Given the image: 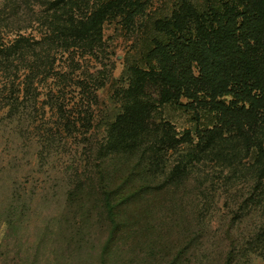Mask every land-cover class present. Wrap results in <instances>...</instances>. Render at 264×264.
<instances>
[{"label": "rangeland", "instance_id": "obj_1", "mask_svg": "<svg viewBox=\"0 0 264 264\" xmlns=\"http://www.w3.org/2000/svg\"><path fill=\"white\" fill-rule=\"evenodd\" d=\"M44 1L0 0V47L19 35L42 37L46 32ZM178 1L152 0L149 16L168 14ZM193 1L201 8L211 2ZM142 32L140 28L130 34L108 24L109 57L103 60L58 55L56 70L72 73L74 69V85H65L55 76H39L38 106L29 105L15 117L7 104V90L14 77L18 81L19 72L25 75L26 64L18 60L13 70L0 64V264H62L56 259L55 246L59 244L49 240V234L44 236L45 222L73 212L75 206H70L68 197L76 176L94 179L100 158L107 154L102 162V172L109 176L106 183L110 190L117 187L124 195L120 204L124 212L119 218L124 223L112 242L108 264H224L232 243L238 249L233 264H264V185L250 169L254 158L252 128L243 135V130L231 129L237 121L221 127V121L214 122L207 115L199 124L214 122L221 135L213 151L208 152L202 140L204 145L191 152L187 146L190 138H184L151 165L144 162L140 151L124 155L99 150L107 124L119 110L114 98L119 84L115 80L123 83L127 65L143 58L147 36ZM88 71L93 74L91 79L102 85V74L110 78L98 88L97 103L88 108L95 110L93 126L88 129L75 120V126L64 127L58 123L49 96L60 94L68 112L72 110L77 116L80 101L86 100L78 95L76 79ZM86 107L81 106L83 110ZM167 114L180 132L198 126L192 115L182 111L168 109ZM199 137L192 139L196 143ZM91 191L84 188L80 197L88 206L96 199ZM15 203L18 216L10 212ZM22 204H29L27 213H21ZM21 216L22 225L14 223L7 228V221ZM86 229L94 233L95 256L70 264H103L108 228L94 227L90 222ZM48 231H52L51 225Z\"/></svg>", "mask_w": 264, "mask_h": 264}, {"label": "trees", "instance_id": "obj_2", "mask_svg": "<svg viewBox=\"0 0 264 264\" xmlns=\"http://www.w3.org/2000/svg\"><path fill=\"white\" fill-rule=\"evenodd\" d=\"M151 2L44 1L46 32L42 37L19 35L0 47V64L4 68L11 66L13 70L18 60L26 64L25 75L20 74L19 69L18 81L14 77L8 86L7 104L11 116L21 114L29 105L38 106L40 93L36 79L39 76H55L65 85H74L71 83L77 73L74 69L72 73L56 70L58 55L66 59L103 60L109 57L105 37L108 24H115L130 34L142 28L147 36L143 58L127 65L123 83L115 80L119 84L114 91L119 110L108 122L99 150L124 155L140 151L144 162L150 164L160 154L177 147L184 138H190L187 146L191 152L203 146L204 141L205 149L211 152L221 137L214 122L221 121L222 127L237 121V126L231 127L234 132L241 129L245 135L253 129L254 158L250 169L256 181L264 185V0H211L203 8L193 0H179L168 14L155 18L149 16ZM104 71L99 70L97 74ZM82 77L76 79L78 95L86 101H80L78 117L72 110L68 112L60 94L49 96L52 110H57L58 123L64 127L75 126V120H81L82 125L90 129L95 110L88 108L97 103L98 88L110 81L106 73L102 74L103 85L91 79L93 74L89 71ZM92 82L96 83L95 88ZM84 104L86 110L81 108ZM168 109L192 115L198 126L180 132L168 117ZM207 115L215 121L211 125L199 124ZM194 135L200 136L196 143L192 139ZM107 155L100 158L94 179L82 180L76 176V184L68 197L70 206H75L73 212L45 222L44 236L49 234L48 239L59 244L55 246L56 259L62 264L94 258L96 239L94 233L86 229L90 222L94 227L108 228L101 261L108 264L112 242L124 223L119 219L124 212L120 211L124 195L117 187L110 190L106 183L109 176L102 172L105 168L102 162ZM84 188L96 195L90 206L80 198ZM26 204H22L21 213L29 210ZM84 205L87 211L83 213ZM16 209L15 203L11 206V215H17ZM10 220L7 228L14 223L22 225V216L19 220ZM50 225L52 231H48ZM6 241L7 238L2 240ZM232 245L224 264L235 262L238 249L235 243Z\"/></svg>", "mask_w": 264, "mask_h": 264}]
</instances>
